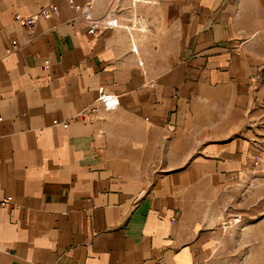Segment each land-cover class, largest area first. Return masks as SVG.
<instances>
[{
  "label": "crops",
  "instance_id": "crops-1",
  "mask_svg": "<svg viewBox=\"0 0 264 264\" xmlns=\"http://www.w3.org/2000/svg\"><path fill=\"white\" fill-rule=\"evenodd\" d=\"M261 68L264 0H0V264H217Z\"/></svg>",
  "mask_w": 264,
  "mask_h": 264
},
{
  "label": "rangeland",
  "instance_id": "rangeland-1",
  "mask_svg": "<svg viewBox=\"0 0 264 264\" xmlns=\"http://www.w3.org/2000/svg\"><path fill=\"white\" fill-rule=\"evenodd\" d=\"M254 79L261 102L251 113L252 161L219 200L205 204L221 214L217 264H264V68Z\"/></svg>",
  "mask_w": 264,
  "mask_h": 264
},
{
  "label": "built area",
  "instance_id": "built-area-1",
  "mask_svg": "<svg viewBox=\"0 0 264 264\" xmlns=\"http://www.w3.org/2000/svg\"><path fill=\"white\" fill-rule=\"evenodd\" d=\"M57 12H58V7L52 6L50 10H48V9L41 10L40 16H42L44 18H48L51 15V13H57ZM82 17H83V20L89 24L90 28H89L88 32L90 34H93L95 31H97L99 29H113V28L125 29L128 32L132 43H133V32H135V31L144 32L148 29L147 25L144 24L140 19H134V21H132L131 24L124 25V24L120 23L117 16L112 15L110 13H107L102 18L95 19L91 13V6H88L87 8H85ZM15 19L17 21H20L28 29L30 34H32L34 32V29L37 25V21H36L35 17H30L28 19H24L20 15H16ZM13 45H14V47L16 46L15 42H13ZM132 51H133V53L138 55V48L135 45H133ZM140 65L142 66V62H140ZM106 100L116 102L117 98L110 95V94H107L105 92L104 88H101L99 90L98 101H106ZM55 124L58 125L59 123L57 121H55ZM63 126L67 127V124H63ZM0 205L2 207L12 206L13 205V198L11 196L4 198L0 202Z\"/></svg>",
  "mask_w": 264,
  "mask_h": 264
}]
</instances>
